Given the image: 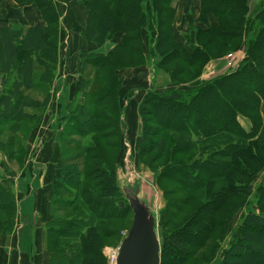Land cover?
<instances>
[{"label":"trees","instance_id":"trees-1","mask_svg":"<svg viewBox=\"0 0 264 264\" xmlns=\"http://www.w3.org/2000/svg\"><path fill=\"white\" fill-rule=\"evenodd\" d=\"M12 1L35 8L42 24L27 31L0 27L2 236L13 232L17 211V173L8 161L16 155L22 161L41 117L37 111L47 107L63 41L58 2ZM81 1L88 12L85 37L99 48L118 44L84 55L81 63V101L71 106L61 135L64 160L53 190L48 264H109L105 250L123 236L120 205L133 215L118 174L128 143L155 186L166 197L183 196L181 206L191 207L192 217L170 235V244L167 237L161 264H187L188 236L194 233L206 245L217 224L221 238H231L223 264H264V208L250 209L239 231L231 214L243 195L258 193L259 204L264 199V185L253 189L264 171V0L253 8V0H200L182 37L175 29L180 0ZM238 53L244 58L234 72L202 79L211 63L226 66ZM153 64L154 89L138 105L141 134L135 142L122 121L119 72ZM167 205L175 213L164 214L166 220L184 213Z\"/></svg>","mask_w":264,"mask_h":264},{"label":"crops","instance_id":"crops-1","mask_svg":"<svg viewBox=\"0 0 264 264\" xmlns=\"http://www.w3.org/2000/svg\"><path fill=\"white\" fill-rule=\"evenodd\" d=\"M54 1L63 10L59 68L47 107L37 111L41 117L25 143L22 161L19 162V155L8 161L17 173V211L13 232L8 236L0 235V264H48V225L53 215V190L64 160L65 145L61 135L71 106L81 101V63L84 55L95 51L108 52L118 44L113 42L99 48L85 37L88 12L81 0ZM193 9L198 16L200 0H180L175 22L179 37L186 34V17ZM41 24L42 19L35 8H22L12 0H0V27L27 31ZM155 65L119 72L123 81L120 93L124 109L122 121L133 138L141 134L138 105L147 92L154 89ZM1 80L0 75V85ZM262 108L264 111V103ZM242 126L251 129V123L246 119L242 120ZM259 176L264 181V171Z\"/></svg>","mask_w":264,"mask_h":264},{"label":"rangeland","instance_id":"rangeland-1","mask_svg":"<svg viewBox=\"0 0 264 264\" xmlns=\"http://www.w3.org/2000/svg\"><path fill=\"white\" fill-rule=\"evenodd\" d=\"M258 1L259 0H253L252 8L254 7L255 4H257ZM235 57L237 60V59H240V57H244V55L242 53L231 54L232 59H234ZM213 63H211L206 68L204 75H203L204 81H211L218 76H223L230 72H234L236 69L235 68L236 64L234 65L235 62L233 64H229L230 62H228L226 66H221L219 65L220 63L219 64L218 63L213 64ZM164 83H165L164 78L163 77L160 78L158 85L163 86ZM170 90H173V89H170ZM127 139H128V135H127ZM138 139H139V135L137 136V138H134L135 142ZM130 141H132V139H130ZM118 174H119V180H120L121 186L124 189L126 188L136 189V187L139 186L140 198L144 200L145 202H147L151 206L152 211L155 213L157 217V221H158L157 232H158V237H159V241L161 244V252H162L167 237L169 239L168 242L170 244V235L174 231H176L177 228H180L183 226L182 224L183 220L185 219L189 220L190 218L189 216L191 215H189L190 212H188V210L190 211L191 207L181 206L180 202H181V199L184 198L183 196H175V197L167 196L166 197L163 194L164 192H162L155 186V180H154L153 174L149 172L145 167L140 166L136 160V157H135V160H133L131 145L127 147V154L125 157V162H124L123 167H120ZM261 177L262 176H258L253 184V189L255 193L257 192L258 187L264 185V181L261 180ZM164 186L166 188V191H169L171 189L167 185H164ZM258 195L259 194L256 193V195H253L251 197H247V196L244 197V195L241 196L243 199L246 198L245 199L246 204L242 208H239L238 206L244 203L243 199L242 200L237 199L236 201L233 202L232 206L230 205L231 209L233 210L231 214L235 215V216L233 215L234 220L232 223V227L233 228L237 227L236 228L237 231L240 230L242 219L245 217L246 213H248L250 209L256 210L257 208L258 209L264 208V199H262L261 203L259 204L260 196ZM168 202H172L174 207L177 209H182V210L184 209V213L181 214L180 212L177 218L174 217L172 220H166L164 214L175 213V210H172V207L167 205ZM120 207H121V215L122 217H125V220L121 226L123 236L121 237L120 241L122 242V240L125 238L128 231L132 227L133 215H131L126 210L124 204H121ZM222 230H223V227H219V225L217 224L215 232H213L207 237V240L209 241L206 243V245L202 242V239L200 237H196L195 236L196 234L191 233L188 236L190 240L187 242L190 247V251H191L190 256L187 258V264H223V258H224V255L227 249L229 248L231 238L230 236L221 238ZM203 234L205 233H202L201 237L203 236ZM163 235H164V238L162 240ZM120 244L118 246L110 245L108 248H106V250L108 249L111 255H115L117 254ZM106 250H105V254H106ZM167 250L171 253L170 245L167 247ZM109 264H114V262L111 260Z\"/></svg>","mask_w":264,"mask_h":264},{"label":"water","instance_id":"water-1","mask_svg":"<svg viewBox=\"0 0 264 264\" xmlns=\"http://www.w3.org/2000/svg\"><path fill=\"white\" fill-rule=\"evenodd\" d=\"M122 190L133 212V223L118 248L115 264H161L155 213L140 198L139 186L136 189L122 187Z\"/></svg>","mask_w":264,"mask_h":264},{"label":"built area","instance_id":"built-area-1","mask_svg":"<svg viewBox=\"0 0 264 264\" xmlns=\"http://www.w3.org/2000/svg\"><path fill=\"white\" fill-rule=\"evenodd\" d=\"M242 59V57H240V59H237L236 60V57L229 63V64H233L234 62V65L237 64L238 61H240ZM236 60V61H235ZM236 68V67H235ZM107 254H108V258H109V261L111 262V260L115 263L116 261V254L115 255H111L109 253V250H107ZM110 256V257H109Z\"/></svg>","mask_w":264,"mask_h":264}]
</instances>
